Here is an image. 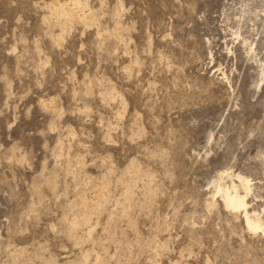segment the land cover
I'll return each mask as SVG.
<instances>
[{
    "label": "rangeland",
    "instance_id": "1",
    "mask_svg": "<svg viewBox=\"0 0 264 264\" xmlns=\"http://www.w3.org/2000/svg\"><path fill=\"white\" fill-rule=\"evenodd\" d=\"M0 264H264V0H0Z\"/></svg>",
    "mask_w": 264,
    "mask_h": 264
},
{
    "label": "bare ground",
    "instance_id": "2",
    "mask_svg": "<svg viewBox=\"0 0 264 264\" xmlns=\"http://www.w3.org/2000/svg\"><path fill=\"white\" fill-rule=\"evenodd\" d=\"M58 9H59V7H58ZM66 10H68V9H66ZM69 16H70V14H69ZM72 18H74V17H72ZM238 177L241 180V182L244 184V186H245L244 188L246 189V192H247V190L249 189L247 180L243 179L240 176H238ZM101 188H103V187L101 186ZM96 191H98V190H96ZM96 193L98 194V192H96ZM222 196H223V200H224L226 206H228V207H230L232 209H236V210L237 209H243L246 224L248 225V227L250 229L256 230V229H258L260 227V223H259V221H258V219L256 217L253 216V218H251L250 216H248V211L246 209L245 195H241L237 190H234L233 193L226 191V192L223 193Z\"/></svg>",
    "mask_w": 264,
    "mask_h": 264
}]
</instances>
